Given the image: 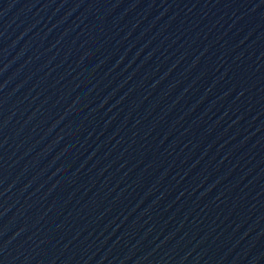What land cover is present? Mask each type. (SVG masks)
<instances>
[{
	"label": "water",
	"instance_id": "1",
	"mask_svg": "<svg viewBox=\"0 0 264 264\" xmlns=\"http://www.w3.org/2000/svg\"><path fill=\"white\" fill-rule=\"evenodd\" d=\"M0 264H264V0H0Z\"/></svg>",
	"mask_w": 264,
	"mask_h": 264
}]
</instances>
